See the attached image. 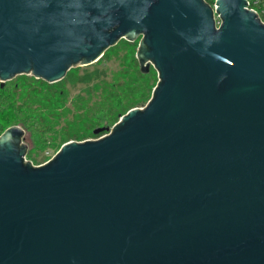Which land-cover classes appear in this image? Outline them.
<instances>
[{
	"label": "water",
	"instance_id": "obj_1",
	"mask_svg": "<svg viewBox=\"0 0 264 264\" xmlns=\"http://www.w3.org/2000/svg\"><path fill=\"white\" fill-rule=\"evenodd\" d=\"M215 5L218 27L203 0H0L1 89L122 39L157 75L144 106L43 165L21 127L0 135V264H264V24Z\"/></svg>",
	"mask_w": 264,
	"mask_h": 264
},
{
	"label": "trees",
	"instance_id": "obj_2",
	"mask_svg": "<svg viewBox=\"0 0 264 264\" xmlns=\"http://www.w3.org/2000/svg\"><path fill=\"white\" fill-rule=\"evenodd\" d=\"M138 42L139 39L134 42L122 39L105 51L101 59H109L124 52L129 67L115 73L112 81L96 84L94 91L100 95L96 102L90 105L89 97H79L74 101L80 112L73 119V123L79 126L78 130H55L58 121L67 112L65 106L68 96L64 88L59 86L60 81L48 84L32 76L21 75L6 82L0 88V135L12 126L32 132L37 138L46 133L52 134V142H58V150L71 140L81 142L105 135L106 128H111L127 111L144 106L157 83V75L153 69L147 74L138 70L134 57ZM70 71L65 78L69 79ZM100 128L104 131L95 135L94 131ZM26 158L31 156L27 154Z\"/></svg>",
	"mask_w": 264,
	"mask_h": 264
},
{
	"label": "rangeland",
	"instance_id": "obj_3",
	"mask_svg": "<svg viewBox=\"0 0 264 264\" xmlns=\"http://www.w3.org/2000/svg\"><path fill=\"white\" fill-rule=\"evenodd\" d=\"M128 67L129 64L126 63L124 52H119L116 56L110 57L109 59H101L100 61L88 66L73 68L72 71H70L71 73L68 77L69 79L65 78L58 83L59 86L64 88L66 91L68 99L65 106L67 112H63L65 114H63L61 119L58 121V126L55 130L60 131L65 128H76V130H78L79 126L73 123V119H76L80 112H78L79 108L74 105V101H76L79 97H89L90 105L93 102H96L100 96L94 91L96 84H99L102 81H112L115 73L123 71ZM150 69L153 68L150 67ZM52 137V134L46 133L45 136L43 134L41 135V138H37L35 134H32V132H25L24 142L28 147L27 154L31 156V158H25L26 161L31 162L33 166H40L49 161L58 151V142H52Z\"/></svg>",
	"mask_w": 264,
	"mask_h": 264
},
{
	"label": "built area",
	"instance_id": "obj_4",
	"mask_svg": "<svg viewBox=\"0 0 264 264\" xmlns=\"http://www.w3.org/2000/svg\"><path fill=\"white\" fill-rule=\"evenodd\" d=\"M203 1L211 7L216 27H218L220 24V20L218 14L216 13L217 5L215 4L217 0ZM246 4V9L254 12L260 22L264 24V0H246Z\"/></svg>",
	"mask_w": 264,
	"mask_h": 264
}]
</instances>
